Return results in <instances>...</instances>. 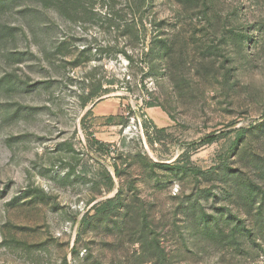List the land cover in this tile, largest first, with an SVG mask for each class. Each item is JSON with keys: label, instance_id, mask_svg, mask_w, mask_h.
<instances>
[{"label": "rangeland", "instance_id": "1", "mask_svg": "<svg viewBox=\"0 0 264 264\" xmlns=\"http://www.w3.org/2000/svg\"><path fill=\"white\" fill-rule=\"evenodd\" d=\"M0 264H264V0H0Z\"/></svg>", "mask_w": 264, "mask_h": 264}, {"label": "trees", "instance_id": "2", "mask_svg": "<svg viewBox=\"0 0 264 264\" xmlns=\"http://www.w3.org/2000/svg\"><path fill=\"white\" fill-rule=\"evenodd\" d=\"M136 1H139L140 3L144 2V0H136ZM135 9H136V8L134 7V10H135ZM138 9H139V8H138ZM93 96H95V94H93L92 97H93ZM155 106H156V105L153 104V103H148V105H147L148 108L155 107ZM141 117H142V119H143V127H144V128H146L147 130H148V129H153V130L155 129V127H153V124H152L149 120L146 119L145 114H142ZM156 130H157V129H156ZM209 139H210V141H214V140L216 139V136L211 137V138H209ZM110 180H111V179H110ZM114 205H115V200H110V201L104 203L103 205H101V206L97 209V214H99V213L101 214V213L107 211L108 209H112V208L114 207Z\"/></svg>", "mask_w": 264, "mask_h": 264}, {"label": "crops", "instance_id": "3", "mask_svg": "<svg viewBox=\"0 0 264 264\" xmlns=\"http://www.w3.org/2000/svg\"><path fill=\"white\" fill-rule=\"evenodd\" d=\"M111 102L112 101H110V103H108V105H106V108H108L107 113H110L112 111L111 108L117 106L116 103L115 104H112ZM145 117H146V119L150 120V122H153L154 121V124H157L158 122H161V123H164V124L166 123V116H165V114L161 110H158V109H149L146 112Z\"/></svg>", "mask_w": 264, "mask_h": 264}, {"label": "built area", "instance_id": "4", "mask_svg": "<svg viewBox=\"0 0 264 264\" xmlns=\"http://www.w3.org/2000/svg\"><path fill=\"white\" fill-rule=\"evenodd\" d=\"M128 117L130 118L131 122L134 124V129H136V130L139 129L140 131H142V125H141V123L139 121L137 123L135 117H133V115H131V114H128ZM130 128L131 127H129V129Z\"/></svg>", "mask_w": 264, "mask_h": 264}]
</instances>
